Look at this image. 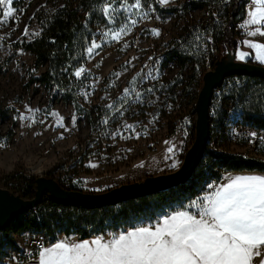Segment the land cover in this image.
Segmentation results:
<instances>
[{"label":"rangeland","instance_id":"rangeland-1","mask_svg":"<svg viewBox=\"0 0 264 264\" xmlns=\"http://www.w3.org/2000/svg\"><path fill=\"white\" fill-rule=\"evenodd\" d=\"M135 2L102 3L106 22L97 27V36L86 49L85 62L74 71L75 75L79 69L85 70L80 77L75 76L81 80V107L92 109L94 121H101L93 128L73 103L57 100L34 80L38 75L34 54L15 44L37 33L36 13L62 4L63 0H13L11 7L17 11L7 23H0V105L11 109L7 117L0 118V188L22 196V179L32 176L53 178L74 190L101 192L180 167L195 139L196 102L203 76L212 69L208 63L214 52L206 36L204 45L209 48V57L204 67L199 68L196 61L180 66L166 53L176 41L188 36L191 26H204L217 12L214 8L182 9L163 17L156 4L164 7L182 4V0H169L167 4L140 0L139 8L132 7ZM109 6L114 9L111 16L104 12ZM251 10L252 0L237 27L240 45L234 60L259 63L254 58L255 50L245 43L264 44V36L248 34L256 27L247 24ZM132 20L136 23L132 24ZM122 28L125 31L119 39H113L112 34ZM93 42L100 47L89 54ZM199 44L200 41L196 46ZM240 52L249 55L241 60ZM226 84L230 82L224 80L215 88L211 100L210 115L222 108L231 118L227 132L213 136L221 140L215 148L252 156L247 138L235 131L240 107L225 101ZM10 129L14 136L8 139ZM256 157L264 160V146ZM215 184L211 181L194 200L176 204L175 209L192 210L189 205L212 191ZM48 198L46 193L43 206ZM36 210L29 208L24 214L28 216ZM146 222L150 218L135 223ZM29 235L22 234V239Z\"/></svg>","mask_w":264,"mask_h":264},{"label":"trees","instance_id":"trees-1","mask_svg":"<svg viewBox=\"0 0 264 264\" xmlns=\"http://www.w3.org/2000/svg\"><path fill=\"white\" fill-rule=\"evenodd\" d=\"M250 1L182 0V4L164 7L156 4L157 12L163 17L178 14L182 9L214 8L217 12L204 26L203 23L191 26L188 36L176 41L166 53L167 58L180 66H185L191 61H196L199 68L206 66L209 48L204 44L207 42V36L211 39V49L214 52L208 65L214 69L217 62L229 52L236 53L240 45L237 27L246 16V7ZM103 2L105 0H63L62 4L41 10L35 15L39 25L37 33L15 43L16 47H22L34 54V67L38 73L34 80L51 91L57 100L63 99L73 103L76 109L86 115L93 128L101 121H94L92 109L81 107V80L74 75V71L85 62L86 49L97 36V27L106 22L101 6ZM198 41L200 44L196 46ZM236 78L238 83L234 82ZM225 81L230 82L223 89V92H227L224 95L225 101L240 107L236 122L264 130V79L236 75L227 77ZM10 113L9 107L0 105V118L7 117ZM230 120L229 112L222 108L211 114L210 140L215 135L223 136L229 128L227 122ZM7 136L11 139L14 130L10 129ZM244 169L264 170V160L222 151L209 143L192 176L176 187L125 199L115 204L98 206L64 205L55 203L50 198L47 205L43 206L45 200L42 199L36 206L37 210L32 211L31 215L23 214L0 231V261L7 255L9 248L19 247L16 237L19 234L29 232L31 235L44 231L52 241L59 233H76L80 237H87L124 225L132 226L140 219L153 218L158 213L175 209L176 204L182 205L185 201L194 200L211 181H219L224 172ZM22 181L24 187L20 190L21 195L25 198L33 197L36 177L24 176Z\"/></svg>","mask_w":264,"mask_h":264},{"label":"snow or ice","instance_id":"snow-or-ice-1","mask_svg":"<svg viewBox=\"0 0 264 264\" xmlns=\"http://www.w3.org/2000/svg\"><path fill=\"white\" fill-rule=\"evenodd\" d=\"M12 4L13 0H0V23H7L17 11ZM132 7H141L140 0ZM112 11L110 6L104 9L109 16ZM248 15L247 24L256 26L248 34L264 36V0H252ZM123 31L112 38L119 39ZM245 43L264 64V44ZM99 47L93 42L88 53ZM248 55L240 52L239 59ZM84 71L81 68L75 75L80 77ZM189 208L194 211H176L152 227L112 234L108 240H65L42 247L38 264H264V176H229Z\"/></svg>","mask_w":264,"mask_h":264},{"label":"water","instance_id":"water-1","mask_svg":"<svg viewBox=\"0 0 264 264\" xmlns=\"http://www.w3.org/2000/svg\"><path fill=\"white\" fill-rule=\"evenodd\" d=\"M234 55L229 52L217 62L214 69L206 71L203 76L204 84L195 107L197 113L195 139L180 167L172 172L149 175L142 181L123 183L101 192L67 189L57 180L48 177H36V188L31 198H24L6 188H0V231L21 217L27 209L36 207L46 193L55 203L98 206L153 194L186 182L201 162L210 141V107L215 88L230 76L244 75L264 79L263 64L236 61Z\"/></svg>","mask_w":264,"mask_h":264},{"label":"built area","instance_id":"built-area-1","mask_svg":"<svg viewBox=\"0 0 264 264\" xmlns=\"http://www.w3.org/2000/svg\"><path fill=\"white\" fill-rule=\"evenodd\" d=\"M208 68H211L208 65ZM234 82L238 83V79H234ZM230 126V122H227ZM235 131L247 138L248 148L256 157V154L260 153L264 146V130L257 128L253 125H244L236 123ZM254 134V135H253ZM221 142L220 137H212L209 141L212 147L217 146ZM255 154V155H254ZM251 156V155H250ZM194 211V209H192ZM19 242V247L9 248L7 255L3 257L0 262L3 263H16V264H38V257L36 254L42 247H46L51 239L46 232L41 231L29 235L27 238L22 239V234L16 236Z\"/></svg>","mask_w":264,"mask_h":264},{"label":"crops","instance_id":"crops-1","mask_svg":"<svg viewBox=\"0 0 264 264\" xmlns=\"http://www.w3.org/2000/svg\"><path fill=\"white\" fill-rule=\"evenodd\" d=\"M237 175H259V176H264V170H256V169H254V170H247V169H244V170H231V171H226V172L223 173V176H222V178L219 181H214V182H216L215 186L224 183L229 176H237ZM180 210H186V209H181L180 208V209L168 210L166 212H163L161 215H159L156 218H154V217L153 218H150V222H146V223H135L132 226H127V227H124V228H122L120 230H116V231H114V230H107V231H105L103 233L91 234L90 236H87V237H80L76 233H70V234L59 233L57 235V237L54 238L46 247L51 246V245H54L55 243L60 242V241H65V240H67L69 242H81V241H85V240L91 241V240H93L95 238H98V237H103V239L108 240V239L111 238L112 234H117L118 235V234H120L122 232H127L129 230H134L137 227H152V226L156 225L158 222H162V220H163V218L165 216L170 215V214H173L176 211H180ZM190 211H192V210H190ZM36 256H37V254H36ZM0 264H16V263H3V262H0Z\"/></svg>","mask_w":264,"mask_h":264}]
</instances>
